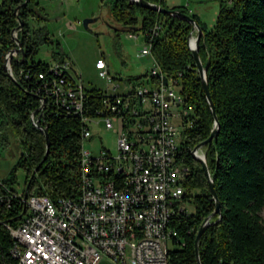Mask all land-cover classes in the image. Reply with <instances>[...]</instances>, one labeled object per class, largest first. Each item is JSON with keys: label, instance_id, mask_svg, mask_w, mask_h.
Segmentation results:
<instances>
[{"label": "trees", "instance_id": "trees-1", "mask_svg": "<svg viewBox=\"0 0 264 264\" xmlns=\"http://www.w3.org/2000/svg\"><path fill=\"white\" fill-rule=\"evenodd\" d=\"M26 1L0 3V148L9 150L13 141L21 148L9 176L0 181V264H13L8 254L12 239L5 224L16 226L27 213L20 193L53 200L79 194L83 119L96 118L106 109V100L116 94L85 88L82 112L56 102L50 92L54 82L71 78V74L62 75L51 67L66 61V54L63 50L54 52L52 63L35 60L40 47L51 39L46 27L31 26L34 20H46L40 1L29 0L24 5ZM107 1L120 31L143 33L148 42L157 27L152 55L167 75L180 76L185 98L180 159L190 167L183 202L193 205L194 213L184 210L177 217L179 237L174 244L179 247L172 248L170 257L171 264H197L196 236L216 204L202 165L192 152L210 137L215 116L189 47L192 25L129 0L102 3ZM147 1L180 10L194 18L203 31L199 55L207 69L209 92L220 124L217 136L203 150L221 216L213 217L200 239L201 264H264V0H221L212 29L186 9L170 8L165 0ZM20 22L23 28L17 32L16 41L13 34ZM19 47V57H10V72L7 57ZM148 75L122 80L137 86ZM45 130L50 149L42 162L47 151ZM19 170L25 173L21 191L14 188Z\"/></svg>", "mask_w": 264, "mask_h": 264}, {"label": "built area", "instance_id": "built-area-1", "mask_svg": "<svg viewBox=\"0 0 264 264\" xmlns=\"http://www.w3.org/2000/svg\"><path fill=\"white\" fill-rule=\"evenodd\" d=\"M157 32L156 27L146 42L144 54L154 67L142 84L126 83L121 93L114 87L106 109L83 119L84 143L92 138L94 120L104 119L107 130L117 127L118 154L102 148L95 155L83 144L75 197L20 193L27 213L20 224H5L13 264H171L177 217L187 210L183 196L190 167L180 159L185 99L180 76L167 75L155 61L151 48ZM71 67L67 60L53 63L52 70L71 78H60L50 92L57 103L82 112L85 87ZM96 68L107 75L104 60Z\"/></svg>", "mask_w": 264, "mask_h": 264}, {"label": "rangeland", "instance_id": "rangeland-1", "mask_svg": "<svg viewBox=\"0 0 264 264\" xmlns=\"http://www.w3.org/2000/svg\"><path fill=\"white\" fill-rule=\"evenodd\" d=\"M2 0H0L1 3ZM47 15L46 20L31 22L33 29L46 27L51 42L40 47L36 61L52 63V54L63 50L67 61L72 65L71 73L78 85L87 90L98 89L102 92L114 93V87L120 86L116 93L124 90L126 82L122 79L128 77L144 76L154 67L151 56L144 54L149 48L143 33L134 34L136 38L130 39L129 33L120 31V26L113 20L110 11V2L105 4L102 0H39ZM231 2V0H228ZM169 7H181L191 15H197L202 22L212 29L221 10V0H167ZM95 21L85 28L84 20ZM119 29V31H117ZM198 36L197 30L193 33L191 41ZM19 57V53L14 54ZM104 60L108 66L107 75L103 78L96 68L98 60ZM11 72V67L10 70ZM92 134L86 140L84 148L95 155H99L102 148H106L113 155L118 154L117 127L107 130L105 120H94L89 124ZM181 138V137H180ZM21 148L16 141L9 150L0 148V181L6 179L12 167L16 164ZM201 155H205L201 150ZM25 173L19 170L17 184L14 188L24 190ZM187 212L194 213V206L187 205ZM264 218V211L262 212ZM179 246L171 245V248Z\"/></svg>", "mask_w": 264, "mask_h": 264}, {"label": "water", "instance_id": "water-1", "mask_svg": "<svg viewBox=\"0 0 264 264\" xmlns=\"http://www.w3.org/2000/svg\"><path fill=\"white\" fill-rule=\"evenodd\" d=\"M29 0L26 1V3L24 5H26L28 3ZM131 3H134L136 4L137 6L141 7V8H146V9H150V10H153L155 12H159L161 14H165V15H169V16H174V17H178L180 19H183L187 22H189L191 25H192V32H191V35H190V39L193 35V33L197 30L198 32V36L195 40V46L192 47L190 41H189V47L190 49L192 50V53H193V56H194V59H195V62H196V66H197V69H198V72L200 74V78L202 79V87H203V90L205 92V95L207 97V100L210 104V107H211V110L215 116V127L210 135V137L202 142L201 144H199L198 146H196L192 152V156L193 158L198 161L201 165H202V168L205 172V175L208 179V182H209V188H210V191H211V194L213 196V200L215 201V204H216V208H215V211L214 213L208 217L204 222L203 224L201 225L198 233H197V236H196V240H195V251H196V255H197V264H201V261H200V258H199V243H200V239L202 237V235L204 234V232L206 231V229L211 225V221L213 219L214 216H221V204H220V201H219V198H218V195H217V192H216V189H215V185H214V181L211 177V174H210V171H209V168H208V165H207V162H206V157L205 156H202L200 153V151L203 149V147L205 145H207L208 143H210L218 134V130H219V127H220V124H219V120L216 116V112H215V107H214V104H213V101L211 99V96H210V92H209V87H208V83H207V69L204 67L201 59H200V55H199V42H200V39L203 35V31L200 27V25L198 24V22L192 18L191 16L189 15H186L184 13H182L180 10H170V9H166L158 4H153L151 2H148L147 0H129ZM20 9L17 8L16 12H18V10ZM95 20L94 19H86L84 20L83 22V25L85 28H88L89 25L91 23H93ZM23 28V23L20 22V25L19 27L14 31V34H13V38L17 41V32ZM22 52V49L19 47L16 51H11L7 57V61H6V68L7 70L10 69V64H11V61H10V57L11 55L15 54V53H20ZM10 76H12V74L10 73ZM13 80L15 81V79L13 78ZM46 132V138H47V151H46V155L43 159L42 162H44L49 154V149H50V143L48 141V133H47V130H45Z\"/></svg>", "mask_w": 264, "mask_h": 264}, {"label": "bare ground", "instance_id": "bare-ground-1", "mask_svg": "<svg viewBox=\"0 0 264 264\" xmlns=\"http://www.w3.org/2000/svg\"><path fill=\"white\" fill-rule=\"evenodd\" d=\"M191 45H192V47H194L195 46V41H191Z\"/></svg>", "mask_w": 264, "mask_h": 264}, {"label": "crops", "instance_id": "crops-1", "mask_svg": "<svg viewBox=\"0 0 264 264\" xmlns=\"http://www.w3.org/2000/svg\"><path fill=\"white\" fill-rule=\"evenodd\" d=\"M165 3H166V5L168 4V2H167V0H165ZM168 6V5H167ZM169 7V6H168ZM170 8H173V7H170ZM195 33V32H194ZM134 34V33H133ZM135 36V35H134Z\"/></svg>", "mask_w": 264, "mask_h": 264}]
</instances>
